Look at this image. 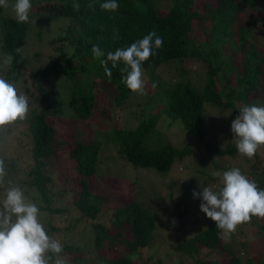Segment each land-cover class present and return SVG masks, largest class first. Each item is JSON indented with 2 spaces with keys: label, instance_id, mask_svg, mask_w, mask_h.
<instances>
[{
  "label": "trees",
  "instance_id": "trees-1",
  "mask_svg": "<svg viewBox=\"0 0 264 264\" xmlns=\"http://www.w3.org/2000/svg\"><path fill=\"white\" fill-rule=\"evenodd\" d=\"M158 1L117 0L119 9L116 12H108L100 7L105 0H55L33 5L32 8H36L37 12H46L49 18H71L64 30L50 40L59 54L43 66H32L29 59L24 57L28 23H18L0 7V46L5 54L13 57L4 77L7 80L16 79L17 72H25L30 67L34 70L32 79L38 88L50 75L62 74L74 82L69 102L75 118L94 119L100 112L106 111L97 105V80L116 89L117 95L111 103L119 107L127 101L132 91L122 82L125 74L120 69L125 67L124 63L121 61L116 68H112L109 62L108 67L112 70L109 79L99 60L93 56L92 46L99 45L106 58L108 52L125 48L149 32L156 31L163 38V47L142 66L153 73L162 63L194 58L206 66L204 81L197 86L185 76L187 71H183L182 78L164 88L160 95L148 97L146 106L150 107L155 98L158 102L147 116L144 117L143 113L140 115L135 128H111L110 137L116 145L117 155L135 168L159 172L168 171L175 159L181 160L190 154L191 146L177 147L170 141L152 144L158 137L155 134L159 119L167 116L170 124L180 120L182 126L195 134L209 151L234 156L237 148L233 143L219 148L202 130L205 105L231 109L233 114L238 115L236 101L243 103L242 106L251 105L262 96L264 51L259 47L255 27L264 24V0H208L203 2L202 9L196 5L197 0H166L168 4L165 7L160 6ZM74 3H79V11L73 8ZM205 22L209 23L208 31L197 38V27L206 25ZM114 29L119 30L118 39L113 38ZM18 48L23 52L18 54ZM46 106L30 108L28 132L32 144L29 151L33 164L25 169L19 185L25 189L26 195L32 192L30 198L40 208V213H57V217L65 221L63 213L67 209L52 206L57 193L49 187L48 182L53 175L47 167L51 164V158L66 155L68 165L57 167L54 174L71 192V203L77 216L60 226L56 218L46 219L40 215L41 223L53 237L55 232L64 235L66 231H73V227L83 220L89 222V247L75 242L62 244L61 256H65L71 264H138L140 250L153 243L156 213L141 200L122 203L118 194L131 186V182L125 179H115L109 175L104 179L106 183L102 184L104 188L93 190L101 142L75 140L74 144L68 145L56 124L52 123ZM255 157L256 162L250 167V172L258 174L259 184L264 185V169L260 167L257 154ZM19 169V166L12 165L8 171L15 176ZM209 178L214 180L213 177ZM13 180L14 177L9 179L12 186L16 184ZM1 197L4 198L5 194H0V207ZM112 204L111 223L108 225L102 221L103 216H99ZM189 210L188 202L178 201L174 205V216L183 220ZM112 245L118 250L114 255L108 252ZM240 245L247 249L245 241H241ZM235 247L236 242H225L213 220L173 245L179 264H185L188 258L197 264H241L239 250ZM154 260L150 256L141 264H164L158 257ZM244 261L247 264H258L259 261L264 264V254L247 256Z\"/></svg>",
  "mask_w": 264,
  "mask_h": 264
},
{
  "label": "rangeland",
  "instance_id": "rangeland-1",
  "mask_svg": "<svg viewBox=\"0 0 264 264\" xmlns=\"http://www.w3.org/2000/svg\"><path fill=\"white\" fill-rule=\"evenodd\" d=\"M55 0H31L32 5H41L46 2ZM208 0H197V6L203 8V2ZM9 5L14 4L15 0H8ZM160 6L165 7L168 2L166 0L158 1ZM210 2V0H209ZM3 12L14 17V12L11 7L3 8ZM30 17L36 23H28L26 43L24 47V57L29 59L32 66H43L57 57L58 51L51 45L50 40L71 22L68 16L58 18H49L46 12H37L36 8H32ZM246 19V17H244ZM199 25L195 36L198 38L201 34L204 35L208 31L209 23ZM259 47L264 51V24H258L255 27ZM202 39V38H201ZM8 55L5 54L0 46V76L4 77L8 66L6 67L3 61ZM145 79V94L140 95L131 92L127 101L121 107L111 103L114 100L117 91L115 88L107 85L103 81L96 82L97 84V105L100 109L106 111L100 112L99 116L90 120H80L75 118L69 98L70 91L73 87L72 81L62 74H52L43 83L36 86V82L32 79L33 69L30 67L25 72H17L16 79H10L18 92L25 94L29 99L30 108H41L46 106L48 113L51 116L52 123H55L58 132L62 138L68 143L74 144L75 140L79 141H100L101 151L99 153L96 177L92 185L93 190L104 188L102 184L106 183L107 177L113 176L115 179H125L131 182V186L125 188L118 196L124 203L130 200H141L145 205L154 211L157 215L156 229L154 231L153 243L141 249L139 252V262L141 264L148 257L152 256L153 261L157 257L162 259L164 264H179L177 251L173 249V245L178 243L182 237L191 236L203 226L209 225L212 222L200 210L202 200L194 198L193 192L202 191V187H212L214 190L219 188V178H214L211 173L213 171H227L235 167H239L241 171L250 179L254 180L258 187L263 189L264 185L259 184L257 180L258 174H252L250 167L256 162V157L249 159L241 156L236 151L232 155H218L206 149L197 139L195 134L189 133L183 126L180 120L171 122L167 116H161L156 129L158 130L155 138L152 141L153 145L170 141L174 146H191L192 152L181 160L175 159L170 163L168 171H155L153 169L135 168L128 162H125L117 155L116 145L110 137V130L114 126L121 128H135L137 119L143 113L147 116L148 112L156 106L158 100H153L151 106H146L148 97H156L160 95L164 88L171 86L174 82L182 78L183 71H187L185 76L188 77L195 85L201 86L204 81L205 64L198 59H186L184 61H173L171 63L160 64L152 73L149 69L142 66ZM5 72V73H4ZM153 77H155L153 79ZM159 81V82H158ZM79 82V81H78ZM158 82V83H157ZM78 85V83H76ZM158 99V98H157ZM264 80L262 96L255 104L264 105ZM46 104V105H44ZM243 103L236 101V107H242ZM108 112V114H106ZM205 121L202 125V130L209 140L217 147L224 148L228 143H233L236 146V138L231 131V122L237 115L233 114L231 109H221L211 104L205 105ZM18 120L10 125L0 127V159L4 160L6 176L4 185L0 194H5L9 184V179H13V186H19L25 194V189L19 185V180L24 176L25 169L28 165L33 164L30 156L31 138L28 132V118ZM170 124V125H169ZM67 148V147H66ZM67 150V149H64ZM60 154V153H59ZM260 159V167L263 170L264 163V146H261L257 151ZM263 160V162H262ZM51 164L47 169L52 173L53 177L49 183L51 191H55L53 207H64L67 209L63 214L65 221L57 217V213H40L44 218H56L58 225L63 226L64 222L68 223L74 220L77 216L76 211L71 203V192L65 185L61 184L56 178L57 167H65L68 165L66 155L60 154L58 157L50 159ZM12 165L19 166V172L15 176L8 171ZM166 170V168L164 169ZM213 177L214 180H211ZM103 179V180H102ZM132 183V181H134ZM26 195L27 199L34 203ZM3 197L1 200L3 201ZM178 201H186L190 205V210L183 220H179L174 216V205ZM121 203V204H122ZM113 204L106 211H103L104 222L108 225L111 223ZM175 221V224L173 223ZM88 221H81L73 227V231H66L65 236L62 232H55L54 239L63 242L83 243L89 247V236L91 232L88 229ZM226 243L236 242V249L239 250L241 264H247L244 259L249 256H263L264 254V218L253 216L250 222L238 226L235 233L224 237ZM245 241L247 249H244L240 243ZM112 255L118 252L117 248L112 245L108 249ZM171 256L168 257L167 254ZM65 261L66 257L61 256ZM66 264H71L66 261ZM185 264H197L193 259H186ZM218 264V263H217ZM258 264H262L261 261Z\"/></svg>",
  "mask_w": 264,
  "mask_h": 264
},
{
  "label": "clouds",
  "instance_id": "clouds-1",
  "mask_svg": "<svg viewBox=\"0 0 264 264\" xmlns=\"http://www.w3.org/2000/svg\"><path fill=\"white\" fill-rule=\"evenodd\" d=\"M0 7H11L18 23H36L30 17L31 0H15L9 5L8 0H0ZM89 7H93L89 5ZM103 10L116 12L117 0H105L100 5ZM73 8L80 9L79 3ZM113 38H119V30H113ZM163 47V38L156 31H151L125 48L105 53L99 45L92 46L93 56L99 60L105 74L112 76V70L119 62L122 82L132 92L145 94L143 62L157 54ZM16 52L22 53L18 48ZM13 57L8 55L3 61L7 67ZM29 113V99L19 93L16 86L0 76V127L24 120ZM231 131L236 138V148L241 156L253 158L258 149L264 146V105H244L231 122ZM5 163L0 159V187L5 183ZM211 175L219 178L220 187H202V191L193 192L194 198L202 200L200 210L213 220L220 235L227 237L236 232L239 225L250 222L253 216L264 218V189L250 180L239 167L227 171H213ZM175 224V221H173ZM61 242L50 236L40 221V208L30 202L19 186H10L5 190V197L0 207V264H66L61 257Z\"/></svg>",
  "mask_w": 264,
  "mask_h": 264
}]
</instances>
